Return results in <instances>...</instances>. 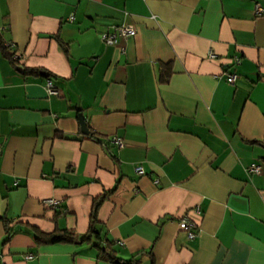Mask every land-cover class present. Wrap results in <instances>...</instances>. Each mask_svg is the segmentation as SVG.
<instances>
[{
  "label": "crops",
  "instance_id": "0c3cea01",
  "mask_svg": "<svg viewBox=\"0 0 264 264\" xmlns=\"http://www.w3.org/2000/svg\"><path fill=\"white\" fill-rule=\"evenodd\" d=\"M255 3L264 9V0H0L17 64L0 52V264H117L90 243L41 244L30 230L85 234L93 200L113 188L97 220L118 259L264 264V172H248L264 165ZM122 23L135 35L105 45L100 33ZM224 72L239 78L228 84Z\"/></svg>",
  "mask_w": 264,
  "mask_h": 264
},
{
  "label": "trees",
  "instance_id": "16d2710c",
  "mask_svg": "<svg viewBox=\"0 0 264 264\" xmlns=\"http://www.w3.org/2000/svg\"><path fill=\"white\" fill-rule=\"evenodd\" d=\"M0 52L2 55L6 58H8L15 66L16 60L14 59L13 52L10 51L7 45H5L4 40L0 34ZM165 69L168 70L166 76L164 77V80L167 81L169 78L170 70L168 66H165ZM24 73H30V74H40L41 71L39 69H23ZM111 189L109 191H104L100 196L95 198L92 203V208L89 216V225L88 230L85 234L78 236L73 231L70 230H54L51 233H43L39 231L38 229L34 227H30V230L34 236V239L37 243L41 244H56V243H82L87 242L90 243L98 252V256L109 259L111 261L116 262L117 264H131L134 262V258L124 261L122 259H118L114 255V250L112 248L111 242L104 240V237L101 235V231L98 228V220H97V209L102 203V201L109 195L112 191ZM11 235L10 231H7V237L6 240H8L9 236Z\"/></svg>",
  "mask_w": 264,
  "mask_h": 264
},
{
  "label": "built area",
  "instance_id": "2783aa9c",
  "mask_svg": "<svg viewBox=\"0 0 264 264\" xmlns=\"http://www.w3.org/2000/svg\"><path fill=\"white\" fill-rule=\"evenodd\" d=\"M254 9L256 12L261 13L264 12V9H262L259 5V3L254 4ZM135 35V28L132 24L128 23H122L119 25H116L114 27V30L112 32L110 31H103L100 33V39L105 45H115L118 43L119 38H125V37H131ZM208 58H214V53L212 51L207 52ZM238 59H234V63H238ZM224 77L225 81L228 84H233L238 78L239 75L236 72H224ZM45 88H46V93L48 96H58L59 95V90L58 88L54 85L53 81L50 79L45 80ZM112 142L117 146V147H122L124 145L123 140L120 137H115L113 138ZM2 153V146L0 144V155ZM136 173L142 174V168L141 167H136L135 169ZM248 172L250 173H255V174H260L264 172V165L258 162H253L249 165L248 167ZM44 205L47 207H56L59 203L58 200L54 198H47L43 200ZM179 228L186 233V237L188 239H194L196 234L194 232L195 228V223L187 218L186 216H183L180 221H179ZM32 256L31 255H26V259H30Z\"/></svg>",
  "mask_w": 264,
  "mask_h": 264
},
{
  "label": "water",
  "instance_id": "95a60500",
  "mask_svg": "<svg viewBox=\"0 0 264 264\" xmlns=\"http://www.w3.org/2000/svg\"><path fill=\"white\" fill-rule=\"evenodd\" d=\"M43 75L48 76L46 73H43ZM78 118H79V123H80L81 131L83 133H87L88 132V129L86 127V124H85V120H84L83 115L82 114H79L78 115Z\"/></svg>",
  "mask_w": 264,
  "mask_h": 264
}]
</instances>
